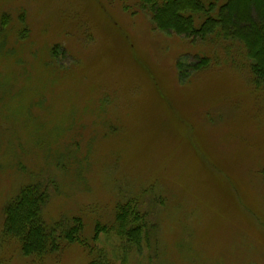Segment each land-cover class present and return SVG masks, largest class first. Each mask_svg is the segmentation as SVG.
Listing matches in <instances>:
<instances>
[{
  "label": "rangeland",
  "instance_id": "rangeland-1",
  "mask_svg": "<svg viewBox=\"0 0 264 264\" xmlns=\"http://www.w3.org/2000/svg\"><path fill=\"white\" fill-rule=\"evenodd\" d=\"M235 45L158 30L138 0H0V264H264V88ZM37 182L46 223L82 218L93 253L5 236ZM128 200L142 249L94 241Z\"/></svg>",
  "mask_w": 264,
  "mask_h": 264
},
{
  "label": "trees",
  "instance_id": "trees-1",
  "mask_svg": "<svg viewBox=\"0 0 264 264\" xmlns=\"http://www.w3.org/2000/svg\"><path fill=\"white\" fill-rule=\"evenodd\" d=\"M158 30L204 42L214 41L231 50L239 44L249 59L255 83L264 88V0H138ZM209 57L200 58L189 68L195 71L209 66ZM41 182L25 185L5 208L4 234L18 238L24 255L45 256L60 249L62 242H79L89 253L83 236L84 222L75 217L48 225L44 207L49 201V186ZM145 214L132 201L117 206L113 224L97 222L93 240L103 232L115 230L120 238L141 250L147 223ZM129 245V246H130ZM90 264H112L93 259Z\"/></svg>",
  "mask_w": 264,
  "mask_h": 264
}]
</instances>
